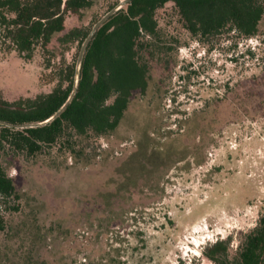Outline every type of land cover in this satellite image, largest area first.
<instances>
[{"label":"rangeland","instance_id":"rangeland-1","mask_svg":"<svg viewBox=\"0 0 264 264\" xmlns=\"http://www.w3.org/2000/svg\"><path fill=\"white\" fill-rule=\"evenodd\" d=\"M114 1L68 14L48 52L28 60L0 36V96L48 93L55 81L46 61L55 71L78 53L60 39L94 26ZM171 12L170 3L159 11L162 28ZM170 32L177 51L151 62L147 89L132 93L113 134L81 137L73 154L2 155L19 199L9 204L17 211L3 212L0 264H214L203 256L208 245L230 237L232 257L256 226L264 214V16L249 40Z\"/></svg>","mask_w":264,"mask_h":264},{"label":"trees","instance_id":"trees-1","mask_svg":"<svg viewBox=\"0 0 264 264\" xmlns=\"http://www.w3.org/2000/svg\"><path fill=\"white\" fill-rule=\"evenodd\" d=\"M94 1L0 0V36L23 58L31 59L38 48L48 52L53 37L64 32L68 14L80 16ZM118 3L114 1L108 10ZM169 3L172 12L162 28L158 13ZM263 16L264 0H133L94 33L80 64L79 49L93 24L64 34L61 42L77 43L78 53L55 71L46 61L45 69L55 81L48 93L12 102L0 96V122L31 125L0 124V233L5 229L3 212L17 211L14 203L19 199L2 163L5 152L30 157L43 152L73 154L79 138L113 134L132 93L147 89L151 62L177 51L178 45H170L172 28L178 27L197 42L231 35L249 40L258 36ZM247 54L254 58L256 51L248 49ZM203 256L214 264H264V214L242 235L232 257L230 237L208 245Z\"/></svg>","mask_w":264,"mask_h":264},{"label":"water","instance_id":"water-1","mask_svg":"<svg viewBox=\"0 0 264 264\" xmlns=\"http://www.w3.org/2000/svg\"><path fill=\"white\" fill-rule=\"evenodd\" d=\"M133 0H122L120 1L117 6H115L113 9H111L108 13H106L100 20H98L94 26L91 29V32L89 33V35L87 36V38L85 39L84 43L81 46L79 55H78V60L77 63L80 64L85 48L88 44V42L90 41V39L92 38V36L94 35V33L113 15L115 14L116 11H118L120 8L126 6L127 4H129L130 2H132ZM58 114V113H57ZM0 124L6 125L8 127H14V128H26V127H31V125H22V126H13V125H8L6 123L0 122Z\"/></svg>","mask_w":264,"mask_h":264}]
</instances>
